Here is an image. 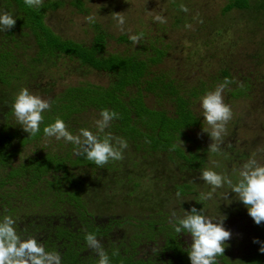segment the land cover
<instances>
[{
  "label": "trees",
  "instance_id": "1",
  "mask_svg": "<svg viewBox=\"0 0 264 264\" xmlns=\"http://www.w3.org/2000/svg\"><path fill=\"white\" fill-rule=\"evenodd\" d=\"M181 5L188 11H182ZM67 6L72 8L71 12H91L89 0H43L39 9L27 7L24 0H0V12L11 13L16 20L13 28L0 32V221L6 216L12 217L22 239L37 232L39 235L47 233L44 244L51 251L60 253L61 264H98L97 258L86 260L80 255L87 234H106V227L95 216L99 213L114 216L115 212L110 208L113 196L127 201L129 206L142 198L144 213L137 216L120 213L121 221L112 222L125 229V236L132 230L130 239H137L134 245L159 241L162 253L167 255L144 262L126 256L129 249L119 250L110 240V247L105 250L110 264H191L190 250L183 249L182 243L176 240L173 224L177 221L172 219L170 222L162 210L146 211L156 201L150 190L156 179L164 180L167 171L173 170L170 163L178 164L181 173L189 170L200 173L202 161L198 157L205 152L206 146L194 140L190 133L205 128L206 121L196 107L207 92L228 77L233 83L224 90L226 102L241 97L251 100L260 95H256L254 89L257 82H264V0H225L212 17H208L205 7L191 4L190 0H167L169 23L168 20L144 23V19L136 15L143 24L142 29L132 33L142 36L136 46H131V35L123 33L113 37L105 24L95 18L88 22L92 28L89 41L64 36L49 22L54 14ZM113 8L105 11L111 15ZM99 10L103 11L104 7ZM235 10L243 11L248 21L242 28L247 42L256 40L257 30L263 32L262 37L254 41L258 43L257 51L239 52L246 63L243 68L233 69L221 56L215 38L221 33L223 18ZM138 12L146 13V6ZM148 23H152V27ZM188 25L193 26L188 33L190 50L181 59L173 58L176 52L179 56L180 45L170 40V36ZM110 40L126 46L114 48ZM192 56H197V60H192ZM69 61L73 65L66 70ZM59 67H64L68 74L79 72V80L54 93L56 79L48 74ZM91 74L101 76L105 82L88 79ZM23 88L34 95L47 97L45 100L51 103V108L43 113L40 132L35 136L22 129L12 110L15 97ZM105 109L119 114L105 132L126 140L128 148L123 151V160H110L103 168L87 160L86 156L77 155L76 145L63 139L54 142L43 133L44 127L59 118L73 135L79 134L81 129L97 134L95 121ZM99 137L102 140L104 133H99ZM182 140L192 143L193 149L181 146ZM221 152L228 159L245 156L233 153V150L232 153ZM177 158L182 159V163ZM154 162L162 167L154 173V178L152 175L140 178L129 171L132 168L140 171L142 164L150 166ZM162 162H167L169 170L163 168ZM183 175L185 178L186 174ZM126 180L132 182L134 192L124 191L122 183ZM172 187L179 195H197L199 199L194 207L198 211L203 209L205 200L201 199L196 180L173 183ZM182 206L190 205L182 203ZM74 226L77 228L73 229ZM255 235V239L264 242V223L256 227ZM253 239H245L250 249L236 255L230 244H226L225 264H263L264 253L259 251L262 245L253 243Z\"/></svg>",
  "mask_w": 264,
  "mask_h": 264
},
{
  "label": "rangeland",
  "instance_id": "2",
  "mask_svg": "<svg viewBox=\"0 0 264 264\" xmlns=\"http://www.w3.org/2000/svg\"><path fill=\"white\" fill-rule=\"evenodd\" d=\"M191 4H194L196 6L205 7L208 13V17H212L214 13L218 11V9L224 4L225 0H190ZM113 5V6H112ZM117 6L116 8H113ZM187 5H190L189 2H187ZM89 13H78V12H71L72 8L69 6L65 7L61 10V12L54 14L50 18V24L55 27L58 31H60L64 36L76 39V40H83V41H89L92 38V28L88 26V21L86 20V17L93 16L97 21H99L102 24H105V28L110 32V34L113 37H117L118 35H121L123 33L131 35L136 29H142L141 24L142 22L146 23L149 21L155 20L154 17L156 15L163 16L166 21L171 20L169 17V9L167 8V0H89ZM104 7V10H99L100 7ZM146 6L147 12L146 13H140L138 12L141 7ZM113 10L112 14L109 15L108 11H105V9ZM113 13H121V15L125 18V24L123 25V31L121 30L120 26L118 25V22L116 19H114ZM136 15H140L144 20L142 22L138 21ZM151 16L152 19H149L147 16ZM144 16V17H143ZM246 16L243 15V11H232L230 15H228L226 18H223L222 25H221V33L216 35V44L218 45L217 48L221 49V56L228 60L230 62V65L233 67V69L244 67L245 65V58L243 57V53H249V52H256V46L258 43L254 42L258 39V37H262V32L257 30L256 34L254 35V39L252 41H246V32L243 33L242 28L245 26V21L248 22L245 19ZM156 21V20H155ZM149 27H152V23H148ZM225 27V28H224ZM193 29V26L186 27V28H180L178 30H175L172 36H170V40L172 39L173 42H175L177 45L179 44V56L176 55V53L173 54V58L179 57L185 55L187 52H189L188 44H191V39L188 37V33ZM30 38H28L29 40ZM235 40V41H234ZM234 42V43H233ZM110 44L114 48L123 49L125 48L126 44L115 42L114 40H110ZM137 44L131 43V46H136ZM187 45V47H186ZM231 45H233L231 48ZM20 51H23L21 49ZM239 52H241L239 54ZM202 56V53L200 54ZM197 56H192V60H197ZM244 58V59H243ZM168 60V59H167ZM166 60V61H167ZM66 70L69 69L73 64L68 62ZM169 63V61H167ZM212 66H216L215 63H211ZM66 65V64H64ZM63 65V66H64ZM251 65V64H250ZM207 67V66H206ZM262 69V68H261ZM64 67L54 68L50 71L48 75L54 76L55 85L53 87L54 93H57L59 90H61L63 87H65L68 84H75L79 80V72H73V73H67L64 71ZM236 72L233 70V73ZM236 80H239L237 78V74H234ZM237 75V76H236ZM56 76V77H55ZM44 79L48 80V77H45ZM81 79V78H80ZM88 79L92 81L97 82H105L104 78L101 76H97L95 74H91L88 76ZM264 81V80H262ZM255 91L256 96L254 99H246L245 97L241 98H234L231 99L230 102H224L229 105L232 109V119L228 122L229 131H226V134L223 136L222 142L212 141L210 136L207 134V132L211 131L210 126L207 124L205 125L204 130H196L195 134L190 133V136H193V139L197 140L199 143L203 144V146H206L205 152L201 153L198 157L199 161H202V168L200 169V173L198 171L189 170L188 173H191V177H188L186 172H182L183 174H186V177L184 178V182L193 180L197 181L199 184V192L202 194L212 193L211 199H205V202L203 204L206 208L205 213H210L214 216V222L219 221L222 219L223 216H220V210H227L226 207H234L235 210L233 212H226L224 215L226 216V219L223 220V227L228 229L230 224L234 226V223L237 218L241 217L242 220L245 222L239 223V224H245L243 227L239 230V232H242L243 235L241 237H244L246 233L248 234L250 229L254 225V221L251 219V217L248 215L247 208L243 205V203L238 199V196L231 192V186L227 183H224L223 187L215 189L213 191L212 186L204 182L200 177L204 170H212L216 173L227 177L228 179H231L233 182V185L237 184L240 179V172L242 170L243 165L248 162L250 159H255L258 164L264 165V82H257L255 84ZM225 94V92L223 93ZM224 98L226 95H223ZM42 99H46L45 96H40ZM151 101L149 100V103ZM155 104V103H154ZM197 110L199 113L203 115V110L200 106V101L197 104ZM226 127V129L228 128ZM54 142L58 141L54 137H52ZM180 145L184 146L185 148L193 149L192 143H189L188 141H180ZM211 143H219V150L216 152H213L209 145ZM200 145V144H198ZM223 146V148H221ZM229 148H232L229 150ZM197 149V147L195 148ZM223 152L233 153L237 154H244V158H236L235 159H228V156ZM178 159V158H177ZM179 163H182V159H178ZM229 162V163H228ZM172 165V166H171ZM170 166L174 169L173 173H177L178 175V164L170 163ZM132 175L138 174L140 178L152 175L154 178V173L157 171H160L159 167L153 166L151 163L150 166L146 164H142L140 171H137V169H131L129 170ZM135 171V172H134ZM192 171V172H191ZM129 175L130 172H127ZM163 174V173H162ZM161 174V175H162ZM171 174V175H174ZM182 176L184 177V175ZM156 176V175H155ZM161 177V176H158ZM132 181H133V177ZM187 179V180H186ZM155 186H153L150 191H153L154 196L152 198L158 199L156 203L162 204L164 208V212L169 210V213L172 215L173 212H175V215L177 214V209L182 210V216L185 217L187 215V212L191 210L192 206L195 205L196 200L199 199V197L195 194H189L187 196H181L179 194H175V192H171L170 194H167L166 192V186H164V180L156 179L155 180ZM122 187L125 188L124 191L130 190L131 192H134L132 182H128V180L124 181L122 183ZM171 185V184H170ZM155 187V188H154ZM172 186H168V190L171 189ZM190 188V187H189ZM120 194V193H119ZM114 198V199H113ZM111 198L110 202L112 205L110 208H113V212H115L114 216H111L110 220L114 221L115 223H118L121 221V217L119 216L120 213L126 214L130 213L134 216L140 215L143 211V207L141 203L144 200L142 198L136 199L135 203L132 205H127L126 202L119 201L121 200L120 197H114ZM116 198V199H115ZM107 199H109L107 197ZM154 199V200H155ZM116 200V201H115ZM160 200V201H159ZM179 200H181V204L186 203L190 206L186 209L181 208L182 206H179ZM114 201V202H113ZM159 201V202H158ZM155 202V201H154ZM154 202H152V207L155 209L162 208L161 205H157ZM169 202V203H168ZM109 203V202H108ZM137 204V205H136ZM179 204V205H178ZM138 206V207H137ZM140 209H136V208ZM149 207L146 211L151 212L149 210H152L153 208ZM191 207V208H190ZM105 209V207H104ZM128 209V211H127ZM129 210H131L129 212ZM215 211H217L215 213ZM145 211H143L144 213ZM107 213H105L106 215ZM109 215V213L107 214ZM178 215V214H177ZM210 216V215H209ZM118 226V224H116ZM239 227V226H238ZM122 228V227H121ZM132 229V228H131ZM254 229V227H253ZM230 231H233L232 229ZM246 232V233H245ZM118 234V233H116ZM248 239H253L255 235V231L253 230L252 233H249ZM258 234V232H256ZM241 242L237 244V246H234V254H239L243 250L250 249L251 246H248V242L245 243V238L240 240ZM249 241V240H248Z\"/></svg>",
  "mask_w": 264,
  "mask_h": 264
},
{
  "label": "clouds",
  "instance_id": "3",
  "mask_svg": "<svg viewBox=\"0 0 264 264\" xmlns=\"http://www.w3.org/2000/svg\"><path fill=\"white\" fill-rule=\"evenodd\" d=\"M24 3L29 8L39 9L43 0H24ZM181 10L188 11L184 5H181ZM113 14L123 31L124 16L121 13ZM154 19L160 23L166 22V19L160 15H156ZM86 20L93 22L94 17L88 16ZM15 23L16 20L11 13L0 12V32L13 28ZM129 38L134 44H139L142 36L132 35ZM231 83L233 81L225 77L221 84L207 92L200 101L203 118L211 129L207 133L212 141L222 142L227 131L226 126L232 119V109L224 102L223 96L224 90ZM50 108V101L32 94L27 88L19 91L12 104L17 123L32 136L40 132V125L44 120L43 113ZM118 118L117 112L102 110L100 118L95 121L97 134L87 129H81L77 135L70 133L66 123L58 118L54 123L44 127L43 133L46 137L63 139L66 143L76 145L77 155H84L97 167L103 168L110 160H123V151L128 148L126 140L105 132L111 122ZM99 133H104L102 140ZM209 147L213 152L219 150L218 143H211ZM240 176V181L235 185L231 179L212 170H204L200 178L212 186L213 191L223 187L224 183L230 185L231 192L236 194L247 208L248 215L255 224L260 225L264 223V165L258 164L255 159H250L243 165ZM211 197L212 193L201 195L202 200L211 199ZM172 217L175 219V212L172 213ZM224 219L226 217L214 222L201 210L198 211L192 207L185 217L179 218L177 223L173 224L177 234L186 232L191 235V250L188 253L191 264H217V257L223 256L226 241H229L232 236L231 232L223 227ZM15 224L16 221L9 216L0 221V264H61L59 252L46 251L35 238L22 239L17 233ZM85 239L88 248L98 256V264H110L109 256L100 240L92 233L87 234ZM253 243H260L262 246L259 251L264 253V242L254 238Z\"/></svg>",
  "mask_w": 264,
  "mask_h": 264
},
{
  "label": "flooded vegetation",
  "instance_id": "4",
  "mask_svg": "<svg viewBox=\"0 0 264 264\" xmlns=\"http://www.w3.org/2000/svg\"><path fill=\"white\" fill-rule=\"evenodd\" d=\"M157 163L154 162L153 164H155V166L159 167L160 164L159 163L157 164ZM162 163L164 164L163 165V168H166V170H169V166H167V162H162ZM159 169H162V167H159ZM170 169H171V167H170ZM173 170H170L169 172L167 171V174H165V179H164V184L163 185L166 186L165 187L166 188L165 189L166 192L168 190L167 187L168 186H172L173 183H175V184H185V183L188 182V181L187 182L182 181V180H184V178H183L181 172H178V175H177V173L174 174L175 171L173 173ZM171 174H174V175H171ZM190 174L191 173H188L187 176L188 177H191ZM173 190H174V187H172L171 192H175L176 191L175 194H178L176 189L174 191ZM187 195H189V194H187ZM187 195H184V196H187ZM181 196H183V195H181ZM119 201L125 202L122 198ZM179 201H180L179 204H181L182 201L181 200H179ZM156 202H157V199H156V201L154 203L157 204V205H161L162 206V208L161 209L158 208V210H162L164 216H166L170 221L172 219L174 220V218L172 217V215L169 213V210H167V211L164 212L163 205L162 204H159L160 202L159 203H156ZM200 203L202 204V202H200ZM179 206H182V204L179 205ZM192 207H194V205ZM152 208L153 209L152 210H149V211L154 212L155 210H157L154 207H152ZM181 208H183V206ZM202 208L203 209H199V211L201 210L204 215H206V216L210 217L212 220H214L213 218H214L215 215H211L210 213H205L206 212L205 210H206L207 207H204L202 205ZM226 208H227V210H225V211L224 210L222 211V210L218 209L219 212L221 213L220 216L226 217L224 215L226 212L229 213V212H233L235 210L234 207L233 208L232 207H226ZM184 209H186V208H184ZM181 212H182L181 209H177V214L178 215L177 214L175 215V220L176 221H178L179 218H183ZM216 212L217 211H215V213ZM98 215H100V218H98ZM95 218L98 219L99 222H102L103 223V226L106 227V229H105L106 234L96 236L100 240V242L102 243L104 250H106V249H108L110 247L109 241L112 240L119 247V250H122L123 248L124 249L125 248L126 249H129V253L128 254L125 253V255L128 256V257L131 256L133 259L134 258H137V259H140V260H142L144 262H149V261L151 262L153 260V258H155V257H158V258H161V257L165 258L166 257L167 253L166 252H163L162 253V251L160 249L161 243L159 241L151 240V241L137 242V245H134V242L137 239H135V238H131L130 239V237H132L131 236L132 235V230H130V233H129L128 236H125V234H126L125 229L123 227L121 228V226H117L116 224H114V222H112L110 220L111 215H107V214L105 215V213H99V214H97L95 216ZM242 222H245V221L242 220L241 217H239V218L236 219V221L234 223V226L232 224H230V226L228 227V229L226 228V230H229V231L231 229L233 230V231H230L231 234H232L231 239L229 241H226V244H230V249H231L232 252H234L233 249H234L235 244H237L238 242L240 243L241 242L240 241L241 239H244V238L247 239V238H249V235H251L249 233H252V231L254 229L256 231V227L258 226L257 224L254 225L253 226L254 229L252 227V229H250V231H249L248 234L245 232L246 235L244 237H241L243 235V233L242 232H239L237 228H239V230H242V231L244 230V229H241V228L245 224H239V223H242ZM76 226H74L73 229L77 228ZM32 230L33 229H30V231H32ZM116 233H118V234H116ZM47 235L48 234L45 233V232L42 233V235H39V233L37 232V233L31 234L30 238H35L39 243H41L44 246V248H45L46 251L53 252L50 249H48V247L44 244V242H45V240L47 238ZM176 236H177L176 237V240L182 243V248L183 249H185V250H191L190 249V246H191V243H192V239H191V235L189 233H186V232L185 233L182 232V233H179V234L176 233ZM130 240H133V241H130ZM119 244L121 246H119ZM162 244H163V242H162ZM135 251H137V252H135ZM134 253H136V254H134ZM80 255H82L83 258H85L86 260L87 259H93V258H97L99 260V258L96 255V253H94L90 248H88L87 243L84 244V248L82 249V252L80 253ZM217 263L218 264H225V262L223 260V256L217 257Z\"/></svg>",
  "mask_w": 264,
  "mask_h": 264
}]
</instances>
